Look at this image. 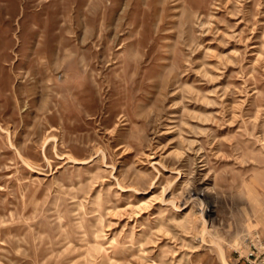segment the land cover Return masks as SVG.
I'll list each match as a JSON object with an SVG mask.
<instances>
[{
	"label": "rangeland",
	"instance_id": "374dc122",
	"mask_svg": "<svg viewBox=\"0 0 264 264\" xmlns=\"http://www.w3.org/2000/svg\"><path fill=\"white\" fill-rule=\"evenodd\" d=\"M264 238V0H0V264H245Z\"/></svg>",
	"mask_w": 264,
	"mask_h": 264
},
{
	"label": "built area",
	"instance_id": "2783aa9c",
	"mask_svg": "<svg viewBox=\"0 0 264 264\" xmlns=\"http://www.w3.org/2000/svg\"><path fill=\"white\" fill-rule=\"evenodd\" d=\"M246 252L239 253V262L245 264H264V238L259 232L244 237Z\"/></svg>",
	"mask_w": 264,
	"mask_h": 264
}]
</instances>
